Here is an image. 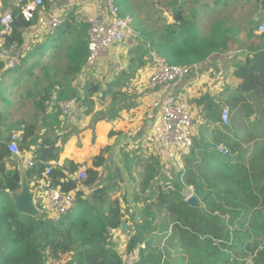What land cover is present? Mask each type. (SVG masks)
Wrapping results in <instances>:
<instances>
[{"label": "trees", "instance_id": "trees-1", "mask_svg": "<svg viewBox=\"0 0 264 264\" xmlns=\"http://www.w3.org/2000/svg\"><path fill=\"white\" fill-rule=\"evenodd\" d=\"M30 1L33 0H23L19 7L13 8L14 32L7 38V45L17 43L24 49L25 30L33 26L34 20L27 23L21 9ZM42 1L43 7L49 9L52 3L64 0ZM131 1L117 0L122 18L131 14ZM261 1L214 0V12L237 2L252 3L255 10L242 22L231 20L235 22L233 25L219 19L204 34L198 15L185 16L179 0H173L169 6L174 7V23L169 24L161 17L160 28L147 24L134 28L138 43L129 51L126 67L104 85L87 80L82 95L77 79L89 54L85 24L77 26L75 18L70 17L50 32L43 44L36 42L29 46L23 66L30 62L32 66L23 76L33 85L26 90L33 113L30 120L20 121L24 130L19 149L26 153L31 146H36L33 155L38 166L27 171V178L43 179V173L51 167V185L63 193L73 192L75 204L57 221L20 214L12 195L21 190V173L17 162H7L12 158L8 148L10 138L2 143L0 264H47L49 257L58 260L64 255H71L67 264H122L111 240L113 232L123 223L120 202L114 198L119 176L110 172L103 184L97 186L99 172L95 169L105 165L106 159L102 154L95 158L94 168L87 169V179L82 181L87 188L96 187L87 198L79 189L78 180L70 178L78 173V165L70 163L66 169L49 165L59 160L62 151L59 144L64 146L71 134L57 107L49 113L53 97L58 101L77 98L83 118H91L94 125L115 121L130 108L129 85L149 63V55L163 58L171 66L194 67L215 53L227 51L229 35L237 37L245 33L255 37L259 24L264 23V18L256 19ZM157 3L162 7L164 0ZM48 53H53L55 64L63 66L54 76L50 67L52 56L49 58ZM235 75L241 84L230 103V133L219 144L228 150V155L192 151L184 160L185 173L178 174L172 183L159 181L157 161L144 170V179L138 183L140 195L136 197L143 209L140 220L134 221L136 216L133 217L139 229L134 231L130 243V250L141 247L137 264H264V52L248 58ZM97 104L101 105L100 110H96ZM2 116L0 113V123ZM213 122L217 124L219 119L213 118ZM41 128L48 134L62 133L61 142L60 136L42 139ZM187 187L194 189L198 207L187 203L183 195Z\"/></svg>", "mask_w": 264, "mask_h": 264}, {"label": "crops", "instance_id": "crops-1", "mask_svg": "<svg viewBox=\"0 0 264 264\" xmlns=\"http://www.w3.org/2000/svg\"><path fill=\"white\" fill-rule=\"evenodd\" d=\"M142 1L145 2L144 0H140L135 3V1L132 0V12L127 16L132 19V22L136 23L135 28L144 27L146 24L153 28H160L161 24H163L161 17H164L169 24L174 23L172 18L174 7L169 6L172 4L173 0H164L162 7L157 3L158 0H152L153 7L161 11V13L157 18L152 15L150 20L145 22L146 24L139 23L137 25V21H142L139 12L144 13L142 12L144 7H138ZM0 2L4 7L12 8L13 10V8L19 7L23 0H0ZM150 2L151 1H148V3ZM204 3V0H197L194 1V3L192 0H179V5L184 11L185 16L190 17L194 14H196V16L198 15L200 28V15L205 14L210 16L209 14L217 13L214 12L212 5H209L210 9L205 10L203 13ZM68 5H73L84 11L93 12L104 21L109 20V14L102 0H64L54 2L50 5L49 9L44 7L39 9L33 26L25 30V55L27 54L26 50H29L31 44L36 42H41L43 44L45 37L51 32L49 29V22L52 14H54L57 9ZM145 5L148 6L147 3H145ZM261 12H264V6H262V4L258 13L260 14ZM165 13L170 14V17L166 16ZM70 17L75 18L77 26L79 24H84L73 15H69L67 19H70ZM262 24L264 23L261 22L259 26ZM128 39L131 38H127L123 43L113 46L115 47L113 51L110 50L102 59L100 66L101 70L98 75L84 76V78H82V76L78 77L77 83L80 86L81 95L83 94L82 87L87 80L104 85L114 80L117 74L126 67L129 51L136 47L138 43L136 39L130 40L124 50L120 49V46L126 43ZM227 42V51L215 53L206 61L196 64L192 74L181 80L175 86L150 88V76L154 71L153 60H150L149 63L138 72L136 78L129 85L130 108L124 110L115 121H100L94 125L91 122V118H83L81 114L82 110L79 106L76 115L65 121V123L67 122V126L69 125L71 134L64 146L61 143L59 144L62 149L59 160L51 162L49 165L66 169L68 164L73 163L78 165L79 169L82 166L91 169L94 168L95 158L101 154L104 155L106 159L105 165L95 169L99 172V185L97 184V186L103 184L110 172L118 174L119 177L116 180V184L118 185L114 198H117L120 202L123 223L126 224L127 228L126 230H123L122 227L120 229L128 233L137 230L136 227L139 229V226L134 221L140 220L139 213H141L143 208L142 204L138 203L136 205V197L140 195L138 183L143 181V172L147 166L153 164L154 161L160 164L157 178L162 183H172L178 174L181 175L185 173L184 160L186 157L181 156L175 150L164 149L154 137V127L161 115L160 104L168 92L171 91L184 94L191 107L195 125L193 151L198 152L203 150L206 152H214L223 157L225 156L218 150V146H220L219 144H223L221 140L224 136L229 135L230 129L228 128L229 124H223L222 113L225 109H228L231 119L232 107L230 103L236 96L237 90L241 84V80L237 79L235 74L240 65L246 63L248 58L253 59L260 52H264V34L260 37L255 36L252 38L245 33H240L237 37L233 34L229 35ZM48 56L49 58L52 56L50 61L54 63L55 58H53V53H48ZM45 59L47 60L48 57L43 60ZM31 65L32 64H29L27 68L31 67ZM6 73L7 72H3V69H0V76ZM100 109L101 105L97 104L96 110ZM52 112H54V110L53 107L50 106L49 113L52 114ZM26 117L27 116L23 118L25 119ZM213 118L219 119V122L214 124ZM2 119L3 121L0 123V145L8 142L12 133L20 130L19 126H21L19 121L13 122L10 120V113L5 117L2 116ZM40 136L42 139L44 137L48 138L49 136L57 137L59 133L57 131V133L48 134L45 128H41ZM36 148V146H31L24 154L34 157L33 154ZM7 162H17L21 176L27 177V171L29 169L24 167L19 159L12 156ZM70 178L78 180L76 174L70 176ZM27 180L32 191L36 194V203L39 205V198L41 201L43 199L41 195L42 193L44 194L42 189L44 179L37 180V178L34 177L31 180L27 178ZM80 183L79 189L83 190L87 198L96 189V187L87 188L83 186L82 181H80ZM133 184H135V187ZM124 185L126 191H122ZM129 187H131L130 190ZM193 190L192 187H187L184 194L187 196L191 194L194 195ZM125 193H127L126 196ZM135 193H137L135 201L129 202L130 197L132 199ZM187 196L185 197L187 198ZM41 207L42 211H40L42 217L49 220H56L57 216L52 210L48 209V207ZM134 216L136 217L133 221Z\"/></svg>", "mask_w": 264, "mask_h": 264}, {"label": "built area", "instance_id": "built-area-1", "mask_svg": "<svg viewBox=\"0 0 264 264\" xmlns=\"http://www.w3.org/2000/svg\"><path fill=\"white\" fill-rule=\"evenodd\" d=\"M109 14V20L104 21L97 14L78 9L73 5H68L57 9L51 16L49 29L57 30L62 26L69 15L77 17L81 22L88 26V49L89 54L80 76L98 75L102 59L108 54L113 46L123 43L127 38L138 37L131 24L129 17L122 18L120 9L114 0H102ZM43 7L42 0H33L22 6L21 16L27 22L35 20L39 9ZM14 14L12 8H6L0 2V69L3 72L17 70L23 64L25 57L24 49H21L17 43L6 44L7 38L14 32ZM264 34V24L260 25L255 31V36L260 37ZM154 71L150 76V88L175 86L184 78L190 76L195 67H177L166 63L163 58L153 57ZM51 107H57L61 114L62 121H67L74 117L79 109V100L77 98L58 101L53 97ZM161 115L159 121L154 127V137L164 149L177 151L181 156H190L193 151V137L195 134V125L192 117L191 107L187 102L186 96L182 93L168 92L160 104ZM223 124L228 125L230 121V112L225 109L222 113ZM24 126L20 130L13 132L8 142V148L14 158L19 159L21 164L27 169H36L38 162L34 157L24 154L19 149V142L22 141ZM61 142L63 134H59ZM218 150L223 155H228V150L220 145ZM87 168L82 166L77 175L78 186L80 181H85ZM51 167H48L43 173V183L41 197L37 207L42 211V207H48L52 210L58 219L66 216L75 204V194L63 193L59 187H53L49 181ZM36 195V194H35ZM36 200V197H35ZM37 202V200H36ZM38 202V203H39ZM116 245V250L122 260V264H137L139 261V249L130 250L132 237L128 232L122 229L115 230L111 237ZM130 250V251H129ZM71 260V255L61 256L60 259H54L53 264H67Z\"/></svg>", "mask_w": 264, "mask_h": 264}, {"label": "rangeland", "instance_id": "rangeland-1", "mask_svg": "<svg viewBox=\"0 0 264 264\" xmlns=\"http://www.w3.org/2000/svg\"><path fill=\"white\" fill-rule=\"evenodd\" d=\"M144 1L145 2H143V1L140 2L139 6H138L139 8H141V6L144 7L142 10V12H144V13L139 12L140 13V19L143 22L141 21L142 22L141 23L140 21H137V25L139 23L140 24H146L145 22L147 20H150L152 15H154V17L157 18L159 16V14L161 13V11H158V10H156L155 7H153V1L152 0H144ZM148 1H151L152 3L151 2L148 3ZM195 1H197V0H195ZM114 2L119 7L117 0H114ZM192 2L194 3L193 0H192ZM204 2L205 3L203 4V13L206 10L207 4L213 5L214 0H204ZM263 2H264V0L261 1L262 6H263ZM145 3H147L148 6H146ZM253 8H254V4H252V3L246 4L245 2H237V3L230 5L226 9L221 10L220 12H217L216 14L215 13L209 14L210 16H207L205 14L200 15L201 16V20H200L201 21V30L203 31L204 34H207L209 32L212 24L219 19L220 20H227V21H229V23L231 25H233L235 23L234 21L230 22L231 20L240 19V21L242 22L243 21L242 19L246 18L248 14L249 15L253 14V10H255ZM162 14H163V12H162ZM165 15L170 17V14L165 13ZM258 15H259V13L256 16L257 20H259ZM120 16H121V12H120ZM135 25H136V23L132 22L131 26H132L133 30L136 29ZM246 28H248V26ZM246 28H244V29L239 28V29L245 30ZM130 40H135V39L134 38L128 39L126 41V43H124L123 45L120 46V49L124 50L125 46L130 42ZM114 48L115 47H111L109 49V51L110 50L113 51ZM29 64H32V63L30 62L24 66L22 64V66L20 68H18L17 70L7 72L3 76H0V113H2L4 117L10 113V120H12L13 122H18V121L20 122L22 120L28 121V120H30L32 113H33V110L31 108L32 101L26 99V94H27L26 90L32 89L33 85L31 83V81H29L27 78H24V76H23V72L26 71V69H28L27 66ZM50 67H51V75L54 76L57 69L61 71V68L63 66H61L60 64H55V63L51 62ZM21 68H23V70H22V72H19L18 70ZM61 76L58 77L59 81H61ZM55 79L56 78H54V80ZM44 86H45V83H44ZM25 116H27V117L24 119L23 117H25ZM6 120H9V119H6ZM133 186L135 187V184H133ZM123 187H124V189H123ZM123 187H122V191L125 190V185ZM130 189H131V187H129V190ZM123 194H124V192H123ZM126 194L127 193H125V196H126ZM136 194L137 193H135V195L132 199L130 197L129 202L135 201ZM184 196H187V195L184 194ZM192 196H194V195H192V194L188 195L186 200ZM139 203H141V202H139ZM137 204L138 203H136V205ZM2 205H3V203H0V207H2ZM134 231L135 230L129 232V236H131L132 238L135 236ZM53 260H54V258L49 257L47 264H53L52 263Z\"/></svg>", "mask_w": 264, "mask_h": 264}, {"label": "water", "instance_id": "water-1", "mask_svg": "<svg viewBox=\"0 0 264 264\" xmlns=\"http://www.w3.org/2000/svg\"><path fill=\"white\" fill-rule=\"evenodd\" d=\"M263 6H264V2H263ZM263 18H264V12H261L258 15V19L261 20ZM153 57L154 56L152 54L149 55L150 60H153ZM21 179H22L21 190L12 195L14 206L20 214L31 218H38L41 216V211L38 209L36 204V200H35L36 195L32 191L30 184L27 180V177L21 176ZM186 201L192 207L199 206V204L197 203V199L194 196L190 197ZM121 227L123 230L127 229L125 223H122ZM136 229L138 230V227H136ZM0 236H1V228H0Z\"/></svg>", "mask_w": 264, "mask_h": 264}]
</instances>
